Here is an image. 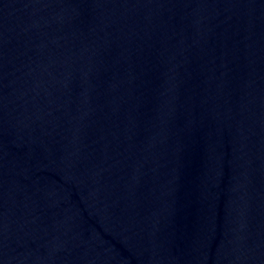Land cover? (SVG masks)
<instances>
[{"label": "water", "instance_id": "1", "mask_svg": "<svg viewBox=\"0 0 264 264\" xmlns=\"http://www.w3.org/2000/svg\"><path fill=\"white\" fill-rule=\"evenodd\" d=\"M0 264H264V0H0Z\"/></svg>", "mask_w": 264, "mask_h": 264}]
</instances>
